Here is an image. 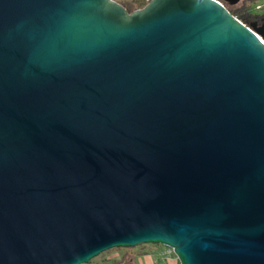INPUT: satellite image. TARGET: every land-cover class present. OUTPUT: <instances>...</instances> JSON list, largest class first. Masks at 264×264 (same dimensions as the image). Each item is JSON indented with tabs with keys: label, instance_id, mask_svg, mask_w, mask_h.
Wrapping results in <instances>:
<instances>
[{
	"label": "water",
	"instance_id": "95a60500",
	"mask_svg": "<svg viewBox=\"0 0 264 264\" xmlns=\"http://www.w3.org/2000/svg\"><path fill=\"white\" fill-rule=\"evenodd\" d=\"M146 244L264 264L263 38L221 0H0V264Z\"/></svg>",
	"mask_w": 264,
	"mask_h": 264
},
{
	"label": "trees",
	"instance_id": "16d2710c",
	"mask_svg": "<svg viewBox=\"0 0 264 264\" xmlns=\"http://www.w3.org/2000/svg\"><path fill=\"white\" fill-rule=\"evenodd\" d=\"M258 1L260 0H221L235 17L257 32L264 40V12L255 9V4ZM148 3L146 0H139L136 4L122 1V5L127 6L125 8L129 13L145 7ZM135 248H115L122 250L123 253L118 262L121 264H136L135 258L141 250L135 253L133 251Z\"/></svg>",
	"mask_w": 264,
	"mask_h": 264
},
{
	"label": "rangeland",
	"instance_id": "374dc122",
	"mask_svg": "<svg viewBox=\"0 0 264 264\" xmlns=\"http://www.w3.org/2000/svg\"><path fill=\"white\" fill-rule=\"evenodd\" d=\"M120 4L122 1L129 2L130 4H136L139 0H114ZM150 2L151 0H146ZM127 8V6H125ZM141 252L137 254L135 258L136 264H180L178 258L171 259L167 252V246L162 244H146L143 246H138L133 251ZM122 250L111 249L108 250L98 257L94 258L88 264H121L119 259L122 256ZM177 257V255H176Z\"/></svg>",
	"mask_w": 264,
	"mask_h": 264
},
{
	"label": "built area",
	"instance_id": "2783aa9c",
	"mask_svg": "<svg viewBox=\"0 0 264 264\" xmlns=\"http://www.w3.org/2000/svg\"><path fill=\"white\" fill-rule=\"evenodd\" d=\"M255 9L257 11L264 12V0L258 1L255 4ZM167 252H168V255L170 256V258H172V257L177 258L176 255H175V253H174L173 248L167 246Z\"/></svg>",
	"mask_w": 264,
	"mask_h": 264
},
{
	"label": "crops",
	"instance_id": "0c3cea01",
	"mask_svg": "<svg viewBox=\"0 0 264 264\" xmlns=\"http://www.w3.org/2000/svg\"><path fill=\"white\" fill-rule=\"evenodd\" d=\"M171 259H174V258H171Z\"/></svg>",
	"mask_w": 264,
	"mask_h": 264
}]
</instances>
